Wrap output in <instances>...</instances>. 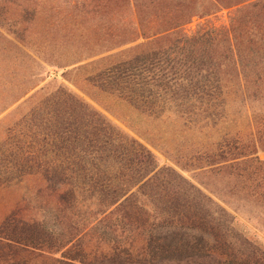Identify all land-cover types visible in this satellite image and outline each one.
I'll return each instance as SVG.
<instances>
[{
    "label": "trees",
    "instance_id": "16d2710c",
    "mask_svg": "<svg viewBox=\"0 0 264 264\" xmlns=\"http://www.w3.org/2000/svg\"><path fill=\"white\" fill-rule=\"evenodd\" d=\"M224 10L228 25L207 24ZM37 59L93 101L80 83L204 142L219 135L206 163L181 167L198 185L77 94H30ZM18 103L30 107L6 160L42 176L48 211L29 216L23 200L3 219L0 264H264L235 228L240 216L264 233V0H0V114Z\"/></svg>",
    "mask_w": 264,
    "mask_h": 264
},
{
    "label": "rangeland",
    "instance_id": "374dc122",
    "mask_svg": "<svg viewBox=\"0 0 264 264\" xmlns=\"http://www.w3.org/2000/svg\"><path fill=\"white\" fill-rule=\"evenodd\" d=\"M208 25L219 27L228 25V11H221L215 15L208 17L206 20ZM201 22L194 18L184 30L187 34H192L196 25ZM32 56H46L43 52L31 48L28 50ZM38 66L33 65L31 69L33 76L30 78L29 86L36 84V88L30 92L40 93L37 99L44 95L54 93L59 88H65L68 91L77 94L86 102L99 110L108 120L119 127L124 133L143 144L154 156L159 167L169 166L178 171L183 177L197 184L196 172L183 170L181 167L189 164H204L205 161H196L203 152L211 148L213 142L218 141V136L215 133H209L208 140L202 141L199 134L192 131H184L180 127V122L173 116H165L156 119L153 116L142 114L130 108L128 105L115 100L114 98L97 94L90 87L82 84V88L94 94L98 101H93L79 91L69 81L64 80L62 73L65 70L56 68L52 65L45 64L37 59ZM25 68L19 69L20 77L24 76L28 71ZM29 94V95H30ZM20 103L12 106L6 112L0 114V223L3 219L13 211L17 204L24 200L28 204L26 214L29 216L40 215L44 213L41 207H46V196H38L37 190L44 184V180L40 175L20 177V168L18 164H11L6 160V150L12 148L15 141L9 136V130L15 127L17 120L24 115L30 105L26 104L21 108L17 106ZM238 103L231 99L228 103L229 115L234 119V125L237 128L246 129L249 125L250 110L247 107L241 108ZM241 110V111H240ZM14 112V116L9 117V114ZM221 130H223L221 128ZM248 130V129H247ZM10 137V140L8 139ZM207 144V146H204ZM258 157L264 160V153L259 152ZM191 160V161H188ZM235 228L248 240L255 243L264 250V233L261 232L253 222L246 218L236 216Z\"/></svg>",
    "mask_w": 264,
    "mask_h": 264
}]
</instances>
